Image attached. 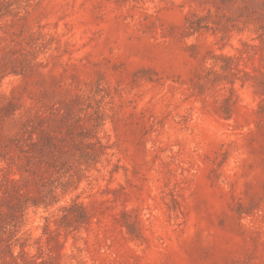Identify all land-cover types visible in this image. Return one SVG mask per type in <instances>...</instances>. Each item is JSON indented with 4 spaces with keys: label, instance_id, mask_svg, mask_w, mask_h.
<instances>
[{
    "label": "rangeland",
    "instance_id": "obj_1",
    "mask_svg": "<svg viewBox=\"0 0 264 264\" xmlns=\"http://www.w3.org/2000/svg\"><path fill=\"white\" fill-rule=\"evenodd\" d=\"M0 264H264V0H0Z\"/></svg>",
    "mask_w": 264,
    "mask_h": 264
}]
</instances>
